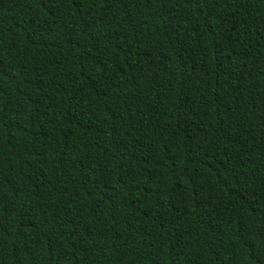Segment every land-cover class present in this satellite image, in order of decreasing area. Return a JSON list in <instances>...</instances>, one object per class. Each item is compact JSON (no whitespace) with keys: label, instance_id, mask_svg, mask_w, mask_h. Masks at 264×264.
Returning a JSON list of instances; mask_svg holds the SVG:
<instances>
[{"label":"trees","instance_id":"trees-1","mask_svg":"<svg viewBox=\"0 0 264 264\" xmlns=\"http://www.w3.org/2000/svg\"><path fill=\"white\" fill-rule=\"evenodd\" d=\"M0 264H264V0H0Z\"/></svg>","mask_w":264,"mask_h":264}]
</instances>
